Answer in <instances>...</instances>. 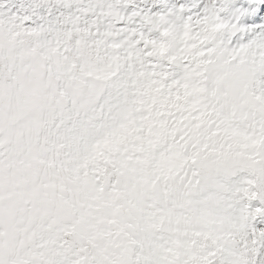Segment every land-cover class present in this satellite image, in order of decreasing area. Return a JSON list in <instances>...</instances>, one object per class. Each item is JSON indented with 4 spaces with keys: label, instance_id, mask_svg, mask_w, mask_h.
Listing matches in <instances>:
<instances>
[{
    "label": "clouds",
    "instance_id": "obj_1",
    "mask_svg": "<svg viewBox=\"0 0 264 264\" xmlns=\"http://www.w3.org/2000/svg\"><path fill=\"white\" fill-rule=\"evenodd\" d=\"M264 0H0V264H264Z\"/></svg>",
    "mask_w": 264,
    "mask_h": 264
},
{
    "label": "snow or ice",
    "instance_id": "obj_2",
    "mask_svg": "<svg viewBox=\"0 0 264 264\" xmlns=\"http://www.w3.org/2000/svg\"><path fill=\"white\" fill-rule=\"evenodd\" d=\"M261 7H264V5H262Z\"/></svg>",
    "mask_w": 264,
    "mask_h": 264
}]
</instances>
